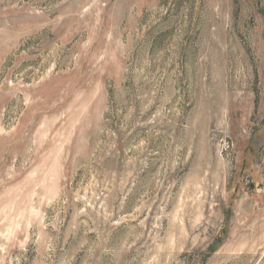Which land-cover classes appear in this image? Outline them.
<instances>
[{
    "label": "rangeland",
    "instance_id": "1",
    "mask_svg": "<svg viewBox=\"0 0 264 264\" xmlns=\"http://www.w3.org/2000/svg\"><path fill=\"white\" fill-rule=\"evenodd\" d=\"M0 264H264V0H0Z\"/></svg>",
    "mask_w": 264,
    "mask_h": 264
}]
</instances>
